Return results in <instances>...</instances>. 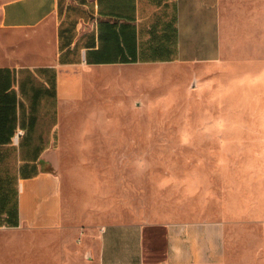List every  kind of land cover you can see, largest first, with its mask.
I'll use <instances>...</instances> for the list:
<instances>
[{
  "label": "rangeland",
  "instance_id": "obj_1",
  "mask_svg": "<svg viewBox=\"0 0 264 264\" xmlns=\"http://www.w3.org/2000/svg\"><path fill=\"white\" fill-rule=\"evenodd\" d=\"M219 9L216 60L73 69L47 166L63 220L0 227V264H100L105 228L184 222L219 224L222 264H263L264 0Z\"/></svg>",
  "mask_w": 264,
  "mask_h": 264
},
{
  "label": "crops",
  "instance_id": "obj_2",
  "mask_svg": "<svg viewBox=\"0 0 264 264\" xmlns=\"http://www.w3.org/2000/svg\"><path fill=\"white\" fill-rule=\"evenodd\" d=\"M219 1L0 0V227L63 220L60 176L46 167L61 142L73 69L216 60ZM97 239L100 264L225 260L215 222L113 226Z\"/></svg>",
  "mask_w": 264,
  "mask_h": 264
},
{
  "label": "built area",
  "instance_id": "obj_3",
  "mask_svg": "<svg viewBox=\"0 0 264 264\" xmlns=\"http://www.w3.org/2000/svg\"><path fill=\"white\" fill-rule=\"evenodd\" d=\"M20 132H21V131H20V130H18V131H17V133H16V136H17V135H18Z\"/></svg>",
  "mask_w": 264,
  "mask_h": 264
},
{
  "label": "trees",
  "instance_id": "obj_4",
  "mask_svg": "<svg viewBox=\"0 0 264 264\" xmlns=\"http://www.w3.org/2000/svg\"><path fill=\"white\" fill-rule=\"evenodd\" d=\"M46 168H48V167H46Z\"/></svg>",
  "mask_w": 264,
  "mask_h": 264
},
{
  "label": "bare ground",
  "instance_id": "obj_5",
  "mask_svg": "<svg viewBox=\"0 0 264 264\" xmlns=\"http://www.w3.org/2000/svg\"><path fill=\"white\" fill-rule=\"evenodd\" d=\"M249 180V179H248Z\"/></svg>",
  "mask_w": 264,
  "mask_h": 264
}]
</instances>
